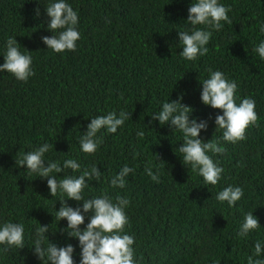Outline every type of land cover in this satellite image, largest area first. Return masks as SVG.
Segmentation results:
<instances>
[{
  "label": "trees",
  "instance_id": "16d2710c",
  "mask_svg": "<svg viewBox=\"0 0 264 264\" xmlns=\"http://www.w3.org/2000/svg\"><path fill=\"white\" fill-rule=\"evenodd\" d=\"M52 2L0 0V64L7 41L16 39L21 53L31 55L35 72L27 82L0 72V225L10 221L25 230L23 249L5 251L0 245V264H49L34 255L40 225L49 226L43 246L71 243L79 264L78 239L63 232L66 220L55 219L66 194L52 197L47 179L16 164L44 143L52 145L47 161L80 164L79 171L69 174L78 177L92 166L103 173L99 182H89L85 199L107 194L113 202L118 195L130 201L125 232L135 237L137 264H247L255 243L264 245V60L254 50L264 41V0H218L230 8L232 23L222 22L220 30L196 26L212 35L207 54L195 61L181 55L178 31L192 30L188 9L197 0H65L78 14L81 38L76 51L64 53L47 49L41 39L53 35L45 11ZM210 71H221L237 83V104L244 98L256 102L259 127L250 128L246 140L224 141L223 130L215 125L222 111L202 103L200 82ZM181 93L182 103L194 109L190 118L208 122L200 138L222 149L208 153L224 169L216 186L182 163L178 148L183 134L152 121L163 103ZM122 111L131 118L115 134L98 133L95 155L84 153L79 141L91 118ZM139 131L144 135L138 136ZM125 165L134 169L126 187H113L112 177ZM148 168L159 182L147 175ZM228 186L244 191L234 207L216 199ZM66 202L82 207V202ZM249 212L261 227L241 237ZM90 216L86 214L82 229ZM258 258L264 259V251Z\"/></svg>",
  "mask_w": 264,
  "mask_h": 264
},
{
  "label": "clouds",
  "instance_id": "9594fccd",
  "mask_svg": "<svg viewBox=\"0 0 264 264\" xmlns=\"http://www.w3.org/2000/svg\"><path fill=\"white\" fill-rule=\"evenodd\" d=\"M39 3L40 0H37ZM48 22V30L53 33L51 37L43 36L41 39L55 53L76 51L77 42L80 40L78 31L79 17L76 11L65 2L55 0L45 7ZM230 8L220 4L218 0H197L191 3L188 9L187 21L193 26L190 32L178 31V38L182 44L181 55L188 61H195L198 57L208 52L206 45L209 43L212 31L198 28L203 25L207 29L220 30L222 22L232 23L228 13ZM36 16L40 15L39 8L35 9ZM264 32V24L261 25ZM16 39L7 41V50L4 55V63L0 64V72L11 73L18 81L27 82L35 75L33 59L31 55L21 53ZM259 57L264 60V41H261L254 49ZM202 91L201 101L204 105L222 111V115L215 117L216 129L223 130L222 138L226 142L237 143L247 139V131L252 127H259L256 102L251 98H244L237 104L238 85L235 81L228 80L221 71L209 72V78L200 82ZM184 93L177 100L163 103L162 108L152 115V121L159 124L170 125L173 129L183 134V144L178 148L182 154V163L191 166L193 171L198 172L203 181L211 186H216L222 177L224 169L217 165L208 153H221L222 149L217 142L211 140L205 142L200 138L201 131H207V120L190 118L194 109L182 103ZM130 115L120 112L119 116L111 112L107 115H97L91 118L87 125V131L81 137L79 143L82 151L89 155H95L99 147L98 133L106 130L115 134L122 127ZM143 136L144 132H137ZM52 145L44 143L39 148L25 153L16 161L18 167L26 165L27 171L38 174L39 178L47 179V186L52 197L66 194L67 199H60L61 207L57 211L55 219L67 221V227L63 229L68 238H76L79 241L80 261L79 264H137L135 259V237L126 234L125 228L129 224L125 208L130 201L121 196L112 198L107 194L85 199L83 192L89 187V182H99L103 173L97 166L83 170L78 177L69 174L68 170L76 172L80 170V164L74 159H68L61 166L58 162L47 161L45 154ZM158 158V157H157ZM152 180L159 182V176L152 169H145ZM134 169L125 165L119 173L112 177L110 183L113 187L121 189L126 187L127 177ZM63 173L61 179L57 174ZM244 197L241 187L228 186L218 192L216 199L227 202L228 206L234 207ZM67 200L82 202V207H71ZM91 213L89 222L85 228L86 214ZM261 227L258 217L249 212L245 215L240 226L238 235L246 237L249 233ZM24 226L20 223L4 222L0 225V245L5 246L7 251L12 248L23 249L25 247ZM49 232V226L40 225L36 229L34 241V255L42 262L47 259L49 264H75L74 246L69 243L66 246H58L49 242L43 246L45 235ZM49 240V239H48ZM264 245L260 241L255 243V252L248 257L247 264H264V259H259ZM257 257V258H254Z\"/></svg>",
  "mask_w": 264,
  "mask_h": 264
}]
</instances>
